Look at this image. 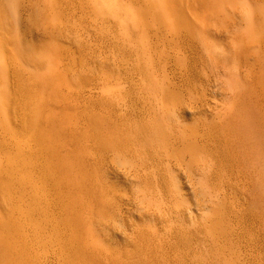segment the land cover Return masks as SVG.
Returning <instances> with one entry per match:
<instances>
[{
	"label": "rangeland",
	"instance_id": "obj_1",
	"mask_svg": "<svg viewBox=\"0 0 264 264\" xmlns=\"http://www.w3.org/2000/svg\"><path fill=\"white\" fill-rule=\"evenodd\" d=\"M28 1L0 0V264H264V168L237 160L229 131L240 100L264 95V0ZM143 20L207 58L140 36ZM137 97L165 116L134 119ZM146 123L149 152L121 145Z\"/></svg>",
	"mask_w": 264,
	"mask_h": 264
},
{
	"label": "bare ground",
	"instance_id": "obj_2",
	"mask_svg": "<svg viewBox=\"0 0 264 264\" xmlns=\"http://www.w3.org/2000/svg\"><path fill=\"white\" fill-rule=\"evenodd\" d=\"M28 1V0H27ZM31 0H29L28 2H30ZM57 1V0H56ZM83 0H81L80 2H82ZM92 1V0H91ZM111 1V0H110ZM131 1V0H130ZM178 1V0H177ZM183 1V0H182ZM188 1V0H187ZM190 1H192V0H190ZM201 1V0H200ZM203 2H206V0L204 1V0H202ZM201 1V3H203ZM211 1V0H210ZM32 2V1H31ZM30 2V3H31ZM69 2V1H68ZM80 2H77V3H80ZM86 2V1H85ZM88 2H89V0H88ZM88 2H86V4H85V6H87V5H91V4H88ZM93 2H94V0H93ZM92 2V3H93ZM97 2V1H96ZM105 2H107V0L105 1ZM105 2H103L102 4H104ZM108 2H109V0H108ZM108 2H107V5H106V3H105V5L106 6H108ZM118 2V1H117ZM133 2V1H132ZM131 2V3H132ZM175 2V0H173V3ZM198 2V1H197ZM252 2H254V0H246V3H247V5L249 6L250 4H252ZM62 3V2H61ZM90 3V2H89ZM99 3V2H98ZM98 3H97V5H98ZM133 3H136L137 4V2H133ZM132 3V4H133ZM140 3H141V1H140ZM178 3V2H177ZM176 3V4H177ZM186 3V2H185ZM191 3V2H190ZM207 3V2H206ZM205 3V4H206ZM130 4V3H129ZM135 4V5H136ZM188 4V3H187ZM28 5V4H27ZM79 6L80 5H82V4H78ZM117 5V4H116ZM138 5H139V3H138ZM178 5V4H177ZM195 5V4H194ZM30 6V5H29ZM44 6V5H43ZM100 6V5H99ZM98 6V7H99ZM104 6V5H103ZM118 6V5H117ZM145 6V9L143 8V10L141 11L142 12V15H143V18H145V19H147V18H150L151 17V13H149V9H148V6L145 4L144 5ZM143 6V7H144ZM25 7H27V6H25ZM84 7V6H83ZM88 7V6H87ZM92 7V6H91ZM95 7H96V4H95ZM109 7V6H108ZM114 7V6H113ZM119 7V6H118ZM187 7V6H186ZM28 8V7H27ZM26 8V9H27ZM86 8V7H85ZM89 8H90V6H89ZM89 8L87 9V10H89ZM97 8V7H96ZM129 8V7H128ZM102 9V8H101ZM113 9V8H112ZM119 9V8H118ZM122 9V8H121ZM63 10V9H62ZM62 10H60V11H62ZM83 10V9H82ZM92 10V9H91ZM115 10V9H114ZM130 10V9H129ZM140 10V9H139ZM139 10H137V11H139ZM263 10V9H262ZM21 11H23V10H21ZM85 11V10H84ZM93 11V10H92ZM120 11V10H119ZM23 12H25V11H23ZM90 12V11H89ZM88 12V13H89ZM105 12V11H104ZM114 12H116V11H114ZM3 13V12H2ZM1 13V14H2ZM21 13V12H20ZM102 13H103V11H102ZM23 14V13H22ZM30 14V13H29ZM59 14V13H58ZM100 14H101V12H100ZM105 14V13H104ZM24 15H25V13H24ZM74 15V14H73ZM102 15V14H101ZM139 15V14H138ZM21 16V15H20ZM31 16V15H30ZM29 16V17H30ZM108 16V15H107ZM107 16L105 15V17L107 18ZM136 16V15H135ZM247 16H249V11H247ZM246 16V17H247ZM63 17V16H62ZM97 17V16H96ZM100 17V16H99ZM104 17V15H102V18ZM141 17V16H140ZM124 18V17H123ZM122 18V19H123ZM249 18V17H248ZM100 19V18H99ZM105 18H103V20H104ZM107 19H109V18H107ZM120 19V18H119ZM125 19H127V18H125ZM138 19V18H137ZM156 19V18H155ZM23 20V19H22ZM97 20H98V17H97ZM106 20V19H105ZM112 20V19H111ZM124 20V19H123ZM148 20V19H147ZM249 20H250V18H249ZM24 21H25V18H24ZM126 20H124L123 22H125ZM142 21V20H141ZM139 22H140V20H139ZM90 23V22H89ZM118 23H119V21H118ZM127 23V22H126ZM18 24V23H17ZM108 24V23H107ZM122 24V23H121ZM124 24V23H123ZM253 24V23H252ZM16 25V24H15ZM103 25H105V24H103ZM158 25V26H157ZM155 24L154 23V25H152V24H150L148 21H146V20H143V22H142V24H140L139 26V28L141 29V31L139 32V33H141L140 34V36L142 35V32H144V34H149V32L150 31H154V38H156V40H158V41H161L160 43H165V42H168V41H172V42H174L175 44H176V46H178L179 48H181L182 50L184 49V50H186V52H190L191 53V55H195V57L197 56V55H199L198 57H203L204 59H206L205 58V46L203 47L202 45H200L198 42H196V40H194L192 37H190V36H187V33H186V35H184L182 32V34H180V35H176L174 38H170V39H168V37H171V36H168L169 34L167 33V31H165L166 29H164V27L162 26V25H159V24ZM157 26V27H156ZM250 27H252L251 25H250ZM151 28H153V29H151ZM32 29H34L33 27L31 28V30ZM37 29V28H36ZM35 29V30H36ZM97 29H99V28H97ZM123 29V28H122ZM113 30V29H112ZM168 30V29H167ZM28 31H30V30H28ZM28 31H26L27 33H28ZM110 31V30H109ZM31 32H34V31H31ZM111 32V31H110ZM135 33L136 31H132V33ZM36 33V32H35ZM185 33V32H184ZM109 34V33H108ZM216 34V33H215ZM9 35V34H8ZM133 35V34H132ZM204 35V34H203ZM216 35H218V34H216ZM215 35V36H216ZM225 35H226V33H225ZM35 36V35H34ZM130 36V35H129ZM143 36V35H142ZM147 36V35H146ZM174 36V35H173ZM30 37V36H29ZM217 37V36H216ZM219 37V36H218ZM117 38V37H116ZM115 38V39H116ZM119 38V37H118ZM120 38H122V37H120ZM127 38H129V37H127ZM126 38V39H127ZM133 38V37H132ZM207 38V37H206ZM129 39H131V37L129 38ZM141 39H142V37H141ZM129 42H130V40H128ZM132 41V40H131ZM113 42H115V40L113 41ZM124 42H126V41H124ZM108 43V42H107ZM122 43V42H121ZM120 43V44H121ZM136 44V43H135ZM169 44V43H168ZM118 45V44H117ZM124 45H125V43H124ZM133 45V44H132ZM152 45V44H151ZM131 46V45H130ZM113 47V46H112ZM121 47V46H120ZM124 47V46H123ZM126 47V46H125ZM159 47V46H158ZM164 47V46H163ZM128 49H129V47H127ZM121 49H123L122 47H121ZM127 49V50H128ZM156 49V48H155ZM124 50V49H123ZM137 51L138 50H140V49H136ZM140 51H143V50H140ZM157 51V50H156ZM121 52H123V55H125V56H131L132 54H136L137 52L135 51V49L133 50L131 47H130V49H129V52L128 51H121ZM148 52V51H147ZM163 53V52H162ZM204 53V54H203ZM139 54V53H138ZM138 54H136V55H134V56H136V57H138L139 58V56H138ZM151 54V53H150ZM188 54V53H187ZM140 56H141V54H140ZM145 56H146V54H145ZM151 56V55H150ZM159 57H161V59L163 60V63H162V68H164V66H163V64L166 66H169V63L171 62V59H172V57H171V59H169L168 57H166V60H164V57L165 56H163L162 54H160V55H158ZM172 56V55H171ZM217 56V55H216ZM124 57V56H123ZM142 57V56H141ZM220 58V57H219ZM133 59V58H132ZM147 59H149L150 60V57H147ZM152 59V58H151ZM154 59V58H153ZM156 59V58H155ZM173 59H174V57H173ZM200 59V58H199ZM202 59V58H201ZM138 60H140V59H137V61ZM148 60V61H149ZM176 61H177V59H176ZM188 61V60H187ZM206 61V60H205ZM215 62H217V60H214ZM134 62V61H133ZM139 62V61H138ZM141 62V61H140ZM174 62H175V60H174ZM173 62V63H174ZM198 62V61H197ZM215 62H214V64H215ZM173 63H171V64H173ZM203 63H206V62H203ZM246 63V65H245V68H247L246 70H245V75H247V74H250L251 75V77L254 79H256V77H257V79L259 78V75L257 74V72L255 71V69H254V67L252 66V64H250V60L248 59V58H246L245 59V61H244V64ZM135 64V63H134ZM175 64H176V62H175ZM217 64V63H216ZM123 65V64H122ZM136 65V64H135ZM166 66V67H167ZM217 66H219L218 64H217ZM241 66V65H240ZM132 67V66H131ZM138 66H136V68H137ZM170 67H172V66H170ZM194 67H196V66H194ZM139 68V67H138ZM135 69V68H134ZM164 69H166V68H164ZM190 69V68H189ZM138 70V69H137ZM140 70V69H139ZM194 70V69H193ZM134 71H136V70H134ZM168 71V70H167ZM175 71V70H174ZM206 71H207V69H206ZM239 71V70H238ZM137 72V71H136ZM164 72V71H163ZM169 72V71H168ZM177 72V71H176ZM191 72V71H190ZM193 72H195V71H193ZM197 72V71H196ZM211 72V71H210ZM214 72V71H213ZM135 73V72H134ZM263 73V72H262ZM144 74V73H143ZM143 74H141L140 72H137V76L139 77V78H137V81L138 82H141V83H138V84H142L143 83V77H146V76H142ZM173 74V73H172ZM204 74H206V73H204ZM209 74V73H208ZM238 74V73H237ZM135 75V74H134ZM175 75V74H174ZM181 75V74H180ZM188 75H190V74H188ZM197 75H199V76H201L200 75V73L199 74H197ZM186 76H187V74H186ZM185 76V77H186ZM191 76V75H190ZM203 76V75H202ZM263 76H264V74H263ZM149 77V76H148ZM197 77V76H196ZM208 77V76H207ZM241 77V76H240ZM240 77L238 78L239 80V86L240 87H243V85H244V87H245V81L244 82H242V80L240 79ZM261 77V76H260ZM131 78H133V77H131ZM192 78V77H191ZM194 78V77H193ZM218 78V77H217ZM263 78V77H262ZM149 79V78H148ZM159 79V78H158ZM162 79V78H161ZM179 80H180V77L178 78ZM183 79V78H182ZM196 79V78H195ZM195 79H192V80H194L195 81ZM201 79H203V78H201ZM201 79H199L198 78V80H201ZM205 79H206V77H205ZM210 79V78H209ZM135 80V82H137L136 81V78L134 79ZM184 80H188V77H186V79H184ZM184 80H182V81H184ZM197 80V79H196ZM204 80V79H203ZM132 81V80H131ZM233 81H234V79H233ZM255 81V80H254ZM253 81V82H254ZM130 82V81H129ZM144 82H147V80L146 81H144ZM190 82V81H189ZM188 82V83H189ZM196 82H200V81H196ZM126 83V82H125ZM177 82H175V84H176ZM179 83H182V82H179ZM243 83V84H242ZM133 84V83H132ZM232 84V83H231ZM250 84H252L251 82H250ZM257 84V83H256ZM145 86V83L144 84H142V87H144ZM170 85V84H169ZM235 85V84H234ZM135 86H137V84L135 85ZM141 86V85H140ZM156 86H158V85H156ZM181 86H182V84H181ZM233 87V86H232ZM137 88H139V87H137ZM141 88V87H140ZM145 88V87H144ZM218 88V87H217ZM147 89V88H146ZM149 89V88H148ZM234 89V88H233ZM116 92V91H115ZM140 93V92H139ZM225 93V92H224ZM141 94H142V91H141ZM144 95V94H143ZM142 95V96H143ZM146 95V94H145ZM236 96V95H235ZM244 96V95H243ZM131 97V96H130ZM129 97V98H130ZM231 97V96H230ZM241 98H242V96H240ZM249 97V96H248ZM239 98V97H238ZM114 99V98H113ZM155 100V99H154ZM198 100V99H197ZM207 100V99H206ZM236 100V99H235ZM185 101V100H184ZM202 101H204V100H202ZM248 101V100H247ZM246 100H245V97H243L241 100H240V102L238 103V111H237V117H236V114L234 113V117L233 118H235V119H233V118H231V122L232 123H234L232 126L235 128L234 130H229V131H234V132H231V134H235L237 137H236V143H232V142H230L231 143V145H228V146H225V145H222V148H224V146L226 147V148H230L231 149V147L230 146H232V144H233V147H235V144H237L236 145V150L233 152V154L235 155V156H237L238 158H237V160L239 161V160H241V158H243L245 161L246 160H248V158H249V155L250 154H252V156L249 158L250 160V162H251V159H252V157H253V162H255L254 163V166H255V168L256 169H258V172L259 171H261L262 170V168H264V95H262L261 94V96L260 95H258V94H256V97H255V103L253 104L252 102H247ZM117 102V101H116ZM130 102L133 104L131 107L133 108V110H132V113H130V112H128V113H130L131 115H132V117H134V119H135V117H136V119H138L137 121H142L143 122V120H146V122L147 121H149L148 123H154L155 121H157V119H159L158 117H160V114H162V111L160 110V109H162V108H160L159 107V105H158V103L156 102V101H153V100H146L145 99V101L144 100H141V98H139V97H137L136 99H134V98H131L130 99ZM205 102V101H204ZM203 102V104L202 105H200L201 106V108H200V110H204V111H210V108H211V106H210V104H208V102H205L204 103ZM109 103V102H108ZM128 103V102H127ZM202 103V102H201ZM200 103V104H201ZM160 104V103H159ZM181 104V103H180ZM196 104V103H195ZM198 105V104H197ZM184 106V105H183ZM195 106V105H194ZM105 107V106H104ZM249 107H253V112L251 113L250 111H249ZM181 109L180 110H182V107H180ZM184 108H187V109H189L187 106L186 107H184ZM115 109V108H114ZM236 109V108H235ZM234 109V110H235ZM240 109H241V111H240ZM252 109V108H251ZM160 110V111H159ZM184 110V109H183ZM191 110H193V109H191ZM130 111V110H129ZM176 111H179V110H176ZM184 111H186V110H184ZM247 112V111H249V113H250V115L248 116V115H246V114H244L243 112ZM103 112V111H102ZM112 112V111H111ZM110 112V113H111ZM168 112V111H167ZM200 112V111H199ZM211 112V111H210ZM101 113V112H100ZM106 113V112H105ZM165 113V112H164ZM115 114V113H114ZM127 114V113H126ZM168 114V113H167ZM178 114V113H177ZM105 115V114H104ZM111 115V114H110ZM163 115V114H162ZM169 115V114H168ZM227 115V114H226ZM128 116V115H127ZM163 116H165V114L163 115ZM172 116V115H171ZM112 117V116H111ZM126 117V116H125ZM131 117V118H132ZM229 117V116H228ZM117 118V117H116ZM131 118H128L129 120L131 119ZM125 119V118H124ZM111 119H109V121H110ZM127 120V119H126ZM167 120V119H166ZM184 120V119H183ZM229 120V119H228ZM233 120V121H232ZM106 121H108V120H106ZM135 122L136 124H139V122ZM115 122V121H114ZM119 122H121V121H119ZM133 122H134V120H133ZM165 122V121H164ZM180 122V121H179ZM141 123V122H140ZM162 123V122H161ZM170 123V122H169ZM175 123H176V121H175ZM142 124V123H141ZM144 124V123H143ZM147 124V123H146ZM144 125L143 126V128L142 129H140V130H135V129H131V131L130 132H135V134H136V136L134 135V136H127L126 137V139H124L125 141H126V143H125V141H122L123 140V138H125V137H123L122 138V140L120 139V141L122 142V144L121 145H126L127 144V146L129 145L131 148L132 147H134V148H138V150H140V151H143L144 152V150H147L148 151V148L150 147V145H148V147L146 146L147 145V140H145V139H147L148 137H149V135H150V133H151V130H150V128L151 127H149L148 126V124L147 125ZM157 123H155V125H156ZM177 124V123H176ZM229 124H231V123H229ZM228 123H227V125H229ZM116 125V124H115ZM118 125H119V123H118ZM134 125V127H136L135 126V124H133ZM140 125V124H139ZM153 125V124H152ZM155 125H154V127H155ZM158 125V124H157ZM169 125H171V124H169ZM235 125V126H234ZM114 126V125H113ZM121 126H123V125H121ZM120 126V127H121ZM231 126V128H233ZM153 127V126H152ZM171 127V126H170ZM179 127H181V126H179ZM117 128V127H116ZM123 128H125V126L123 127ZM131 128H132V126H131ZM229 128H230V126H229ZM228 127H227V129H229ZM230 128V129H231ZM126 130H128V129H126ZM126 130H125V132H126ZM157 130V129H156ZM164 131V130H163ZM124 132V131H123ZM130 132L128 131L127 132V134L128 135H130ZM159 132V131H158ZM222 132V131H221ZM100 133V132H99ZM94 134H95V132H94ZM125 134V133H124ZM96 135V134H95ZM99 135V134H98ZM229 135V134H228ZM227 135V136H228ZM258 135V136H257ZM111 136V135H110ZM116 136V135H115ZM121 136V135H120ZM166 136V135H165ZM164 136V137H165ZM232 136V135H231ZM232 137H234V136H232ZM259 137V138H258ZM118 138H120L119 136H118ZM99 139V138H98ZM168 139V141H169V138H167ZM179 139V138H178ZM103 140H105V139H103ZM149 140V139H148ZM112 141V140H111ZM110 141V142H111ZM237 141H238V143H237ZM97 142V141H96ZM100 142H102V141H100ZM150 142H152V141H150ZM177 142V141H176ZM178 142H179V140H178ZM174 143V142H173ZM218 143V142H217ZM112 144H114V143H112ZM149 144V143H148ZM239 144V145H238ZM250 144H252V145H250ZM128 146V147H129ZM146 146V147H145ZM151 146H152V144H151ZM153 147V146H152ZM169 147V146H168ZM232 147V148H233ZM97 148V147H96ZM144 148V149H143ZM249 148H252V149H250V150H248ZM99 149H100V147H99ZM102 149V148H101ZM107 149V148H106ZM153 149H155L156 150V148H154L153 147ZM203 149V148H202ZM235 149V148H234ZM239 149V151H237ZM135 150H137V149H135ZM134 150V151H135ZM204 150V149H203ZM251 150H252V153H251ZM43 151V150H42ZM101 151V150H100ZM129 151V150H128ZM127 151V152H128ZM132 151V150H131ZM231 151V150H230ZM249 151H250V153H249ZM41 152V151H40ZM105 152V151H104ZM103 152V153H104ZM116 152V151H115ZM149 152V151H148ZM157 152V151H156ZM154 153L153 154V159L152 160H154L155 162H153V161H151V162H153L154 163V165L156 164V165H160L162 162L160 161L162 158H160L158 155L159 154H157V153ZM204 152V151H203ZM202 152V153H203ZM229 152V151H228ZM134 153H136V152H134ZM138 153V152H137ZM227 153V152H226ZM99 154V153H98ZM131 154V153H130ZM146 154H147V152H146ZM247 154H248V158L247 159H245V157L247 156ZM148 155H151V154H148ZM171 156H173V155H171ZM170 156V157H171ZM101 157V156H100ZM144 157V156H143ZM147 157V156H146ZM150 157V156H149ZM241 157V158H240ZM106 158V157H105ZM174 158H175V156H174ZM180 158V157H179ZM100 159H102V158H100ZM110 159V158H109ZM109 159L107 160L106 159V161L108 162L109 161ZM165 159V158H164ZM164 159H163V161H164ZM177 159V158H176ZM98 160H99V158H98ZM98 160H97V163H98ZM105 160V159H104ZM104 160H102V162H105V166H107L106 165V161H104ZM145 160V159H144ZM149 160V159H148ZM166 160V159H165ZM46 162V161H45ZM145 162H147V161H145ZM168 162V161H167ZM247 162V161H246ZM250 162L248 163V164H250ZM112 163V162H111ZM148 163V162H147ZM109 164V163H108ZM151 164V163H150ZM203 165V164H202ZM115 166V165H114ZM113 166V167H114ZM203 167V166H202ZM218 167H219V165H218ZM221 168V167H220ZM220 168H218V169H220ZM217 169V170H218ZM142 170V169H141ZM160 169L158 168V171H159ZM201 170H204V167H203V169H201ZM200 170V171H201ZM119 171V170H118ZM210 171V170H209ZM50 172V171H49ZM122 172V171H121ZM125 172V171H124ZM155 172V171H154ZM217 172V171H216ZM126 173V172H125ZM129 173H132V172H129ZM152 173V172H151ZM204 173V172H203ZM122 175V174H121ZM138 175V176H137ZM140 174H133V175H127V178H130V176H131V178H140L141 177V175L139 176ZM126 178V177H125ZM130 178V179H131ZM157 178V177H156ZM261 179L259 180V182H258V184L256 185L257 187L259 186V187H261V188H263L262 187V174H261V177H260ZM163 179V178H162ZM203 179V178H202ZM208 181V180H207ZM204 185V184H203ZM160 187V186H159ZM258 187V188H259ZM209 191V190H208ZM172 192H173V190H172ZM214 191H212V193H213ZM171 193V192H170ZM209 202H212V199H210L209 200ZM217 213V212H216ZM220 217V216H219ZM222 217V216H221ZM223 219V218H222ZM219 222H220V220H219ZM218 222V223H219ZM223 222V221H222ZM221 222V223H222ZM217 222H216V224H218ZM215 224V225H216ZM219 225H217V227H218ZM221 227V226H220ZM218 229H220V228H218ZM226 230V229H225ZM222 232L224 233V234H226V231H224V230H222ZM220 233V232H219ZM216 259V258H215ZM218 261H220V257H218V259H217ZM217 260H215V262H218ZM204 263V262H203Z\"/></svg>",
	"mask_w": 264,
	"mask_h": 264
}]
</instances>
